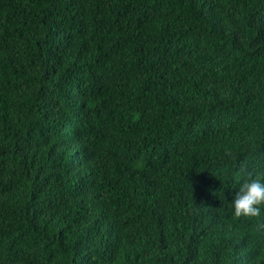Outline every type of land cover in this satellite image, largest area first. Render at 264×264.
<instances>
[{"label":"trees","instance_id":"trees-1","mask_svg":"<svg viewBox=\"0 0 264 264\" xmlns=\"http://www.w3.org/2000/svg\"><path fill=\"white\" fill-rule=\"evenodd\" d=\"M260 169L264 0H0V264H264Z\"/></svg>","mask_w":264,"mask_h":264},{"label":"clouds","instance_id":"clouds-1","mask_svg":"<svg viewBox=\"0 0 264 264\" xmlns=\"http://www.w3.org/2000/svg\"><path fill=\"white\" fill-rule=\"evenodd\" d=\"M235 217L257 219V231L264 232V169L243 179L231 200Z\"/></svg>","mask_w":264,"mask_h":264}]
</instances>
